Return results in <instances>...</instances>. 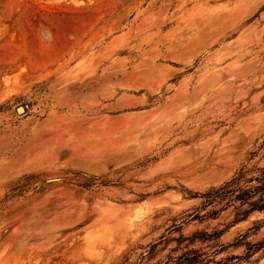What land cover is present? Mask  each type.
Here are the masks:
<instances>
[{"label": "rangeland", "instance_id": "374dc122", "mask_svg": "<svg viewBox=\"0 0 264 264\" xmlns=\"http://www.w3.org/2000/svg\"><path fill=\"white\" fill-rule=\"evenodd\" d=\"M79 1L0 0V264H264V0Z\"/></svg>", "mask_w": 264, "mask_h": 264}, {"label": "bare ground", "instance_id": "6f19581e", "mask_svg": "<svg viewBox=\"0 0 264 264\" xmlns=\"http://www.w3.org/2000/svg\"><path fill=\"white\" fill-rule=\"evenodd\" d=\"M75 2H80L79 0H74ZM22 109L21 108H19L18 109V111H21Z\"/></svg>", "mask_w": 264, "mask_h": 264}, {"label": "water", "instance_id": "95a60500", "mask_svg": "<svg viewBox=\"0 0 264 264\" xmlns=\"http://www.w3.org/2000/svg\"><path fill=\"white\" fill-rule=\"evenodd\" d=\"M22 109V107H20ZM22 111V110H21Z\"/></svg>", "mask_w": 264, "mask_h": 264}, {"label": "crops", "instance_id": "0c3cea01", "mask_svg": "<svg viewBox=\"0 0 264 264\" xmlns=\"http://www.w3.org/2000/svg\"><path fill=\"white\" fill-rule=\"evenodd\" d=\"M81 1H83V0H81Z\"/></svg>", "mask_w": 264, "mask_h": 264}]
</instances>
